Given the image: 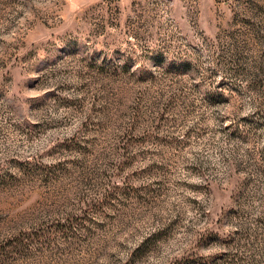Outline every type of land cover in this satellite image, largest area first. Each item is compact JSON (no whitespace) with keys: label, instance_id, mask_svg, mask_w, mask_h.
<instances>
[{"label":"rangeland","instance_id":"obj_1","mask_svg":"<svg viewBox=\"0 0 264 264\" xmlns=\"http://www.w3.org/2000/svg\"><path fill=\"white\" fill-rule=\"evenodd\" d=\"M186 260L264 264V0H0V264Z\"/></svg>","mask_w":264,"mask_h":264},{"label":"trees","instance_id":"obj_2","mask_svg":"<svg viewBox=\"0 0 264 264\" xmlns=\"http://www.w3.org/2000/svg\"><path fill=\"white\" fill-rule=\"evenodd\" d=\"M196 263L197 264H206V263H200V262H195V261L192 263V261H189V260L186 263H184V264H196Z\"/></svg>","mask_w":264,"mask_h":264}]
</instances>
